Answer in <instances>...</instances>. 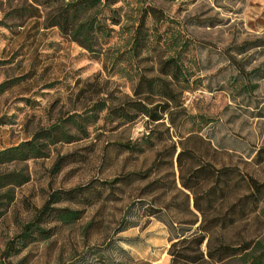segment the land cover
I'll return each mask as SVG.
<instances>
[{
    "label": "rangeland",
    "instance_id": "374dc122",
    "mask_svg": "<svg viewBox=\"0 0 264 264\" xmlns=\"http://www.w3.org/2000/svg\"><path fill=\"white\" fill-rule=\"evenodd\" d=\"M29 3L0 0V20L7 24L0 27V83H7L0 94V150L25 140L59 114L78 109L81 105L69 99L84 82L105 81V91L129 96L136 77L125 52L143 8L159 10L161 20H145L148 43L139 69L148 75L147 69L177 52L192 83L170 122L166 117L157 125L144 119L123 125L98 121L85 139L56 144L46 158L17 163L28 180L13 188L10 200L0 190V264H89V245L109 236L132 257L169 264V238L188 227L176 221L199 219L190 197L193 214L184 208L187 191L181 174L208 164L228 169L234 182L238 173L264 182V153L253 159L264 147V0H114L110 14L118 24L110 25L109 14L102 11L112 31L94 53L61 37L56 28H43L41 7L40 18L23 24L3 18L10 8ZM133 141L140 152L116 146ZM180 150L185 153L179 166L175 155ZM63 156L65 163L55 172L52 165ZM148 167L144 178L131 177L112 187L99 182ZM85 185L87 196L89 186L101 189L97 201L55 204L80 210L75 222L47 224L53 233L46 239H18L21 224L50 191ZM244 191L242 184L231 186V193ZM238 224L264 241V215L251 213ZM235 231L227 229L230 235ZM109 253L118 257L114 249Z\"/></svg>",
    "mask_w": 264,
    "mask_h": 264
},
{
    "label": "trees",
    "instance_id": "16d2710c",
    "mask_svg": "<svg viewBox=\"0 0 264 264\" xmlns=\"http://www.w3.org/2000/svg\"><path fill=\"white\" fill-rule=\"evenodd\" d=\"M113 3L114 0H31L29 4L10 8L3 18L16 19L19 24H23L33 17L40 18L41 7L45 10L43 28H56L61 37L67 38L88 53H94L112 31L105 24L102 11L106 10L109 14L107 19L110 20V25L118 24L110 14L113 12L110 10ZM148 16L155 22L161 20L159 10L150 6L141 9L125 52L136 77L129 96H114L111 91H105V81L84 82L69 99L70 104L81 105L77 106L78 109L71 108L59 114L50 124L32 131L25 140L0 150V190L5 189L3 196L8 200L12 198L13 188L28 180L27 173L22 168L15 167L17 163L46 158L48 149L56 144H71L85 139L88 128L98 121L115 125L129 124L138 119L157 125L165 117L171 121L173 110L182 104V93L192 82L186 75L177 52L159 60L155 69H147L149 76L141 72L138 60L147 48L145 20ZM6 26L0 20V27ZM6 87V82L0 83V94ZM116 146L128 152L141 151L136 141L118 143ZM174 153L173 148L171 155ZM184 153L180 150L175 155L179 166ZM262 153L264 147L258 148L253 159H261ZM64 159L65 156L54 161L52 169L55 172L64 165ZM149 171L150 167L144 171L115 175L99 182L112 187L131 177L144 178ZM228 171L226 168L215 169L211 165L202 164L190 168L185 175H180L181 187L187 191L184 208L192 213L189 209L190 197V206L198 213L199 219L194 217L176 221L188 227L169 238L166 249L169 264H264V241L258 236H250L244 226L238 224L239 220L251 213L264 215V182L242 173H238L234 182ZM233 184L244 185L245 191L231 193ZM87 190L88 186L85 185L50 191L41 206L34 209L31 218L21 224L18 239L22 243L46 239L53 233V227H45L47 224L58 222L67 225L75 222L80 217V210L55 204L84 201L86 205H90L99 199L101 189L89 186V196ZM148 208L150 206L147 204ZM150 214L144 215L148 217ZM123 220L122 217L121 221ZM194 224V229L185 233ZM227 227L236 231L230 235ZM89 249H92L93 254V261L89 264H148L146 260L132 257L127 250L115 245L112 236L100 244L89 245ZM113 249L118 257L109 253Z\"/></svg>",
    "mask_w": 264,
    "mask_h": 264
}]
</instances>
